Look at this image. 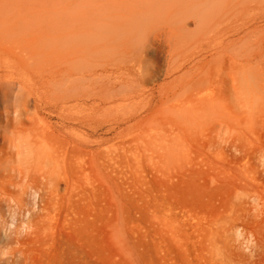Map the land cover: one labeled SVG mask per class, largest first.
<instances>
[{
  "label": "rangeland",
  "instance_id": "rangeland-1",
  "mask_svg": "<svg viewBox=\"0 0 264 264\" xmlns=\"http://www.w3.org/2000/svg\"><path fill=\"white\" fill-rule=\"evenodd\" d=\"M14 2L16 15L20 3L46 6ZM208 10L225 17L200 30L191 10L193 33L183 38L170 22L143 18L139 73L132 50L108 55L92 41L94 76L70 65L78 64L75 20L55 51L38 36L57 31L54 24L0 21V121L21 139L15 109L22 104L25 126L33 122L51 151L50 180L31 183L19 173L20 155L0 139V158L15 165L9 177L0 166V264H203L201 229L226 212L240 217L244 248L264 236V0ZM20 55L45 57L25 65ZM235 56L237 70L253 79H241L237 94ZM87 83L92 91L81 88ZM3 88L17 99L4 102ZM255 248L247 264H264V243Z\"/></svg>",
  "mask_w": 264,
  "mask_h": 264
},
{
  "label": "bare ground",
  "instance_id": "bare-ground-1",
  "mask_svg": "<svg viewBox=\"0 0 264 264\" xmlns=\"http://www.w3.org/2000/svg\"><path fill=\"white\" fill-rule=\"evenodd\" d=\"M225 1L226 0H185V2H180L179 0H67L65 2V0H59V1L38 0L40 4L46 5V6H42L44 9H41L42 8L41 5L40 8H37V6L35 7L27 4L18 3L19 15H16L18 11L16 10V6L14 4L16 2H14V0H0V21L10 26L12 20L15 21V19H17V16L20 17L19 19H21V17L23 16L24 18H27L31 24L40 26L39 28L45 26V24L47 23L49 25L54 24V29H58L57 31L44 30L38 35L40 38L38 39L41 40L44 46L49 47L50 49L55 51L56 49H58V47H61V49L62 47L64 48L65 44L68 43L69 37L68 35H65L63 31L65 29L64 26L67 27V24H70L71 20H72L71 23H73V20H75L78 29L74 42L77 43V45L74 44L73 46L74 47L76 46L75 52L76 55H78V64L74 63V61L77 60L75 58L73 62L71 61L72 63H74V65L70 63L69 64L73 67L77 66L79 68L81 76L82 75L94 76L95 74L96 69L94 63L97 61V57L93 55V53L96 50V46L93 44L96 41L101 44V47H103L101 51L106 52L108 55H123L126 54L128 50L130 51L132 50L134 56H136L137 60H139L138 69L135 68L137 69L136 72L139 73L141 66L140 61H142L141 58H143L144 46L146 41L141 25L142 24L141 21L143 20V18L151 19L155 21H160V20L168 21L173 26V31H174L173 34L176 35V37L178 38H183L193 33L191 30L188 29V22L190 19V16H188V14L190 13L189 11L191 10L194 11L192 15L197 19L198 29L202 30L204 27L209 25V23L216 22L218 20H223L225 14H221V13L212 14L209 12L208 8L209 6H214L219 3H223ZM31 4L33 3L31 2ZM59 5L62 7L63 10H65L66 13L63 12L65 13L64 15L61 14V12L59 11V9H61V7L59 8ZM15 16L16 18L14 19ZM73 24L70 25L75 26V24L74 25ZM25 25L26 24L24 23V27ZM11 27L12 26H10V28ZM73 32L75 33L74 30ZM221 34L222 31L218 30L217 35L220 37ZM57 51L59 52V50ZM46 52H48V50ZM42 56L43 55H20L19 57H21L20 62L22 61L24 63L28 62V64L30 65L31 61L36 59L38 60V57H42ZM69 56H73V55H69ZM43 57H45V55ZM236 65H237V57L235 56L234 59L232 60V72H231V77H232L231 86L233 87L235 94H237L238 92V87L241 79H244L247 82H253V79L248 74H243L242 72L238 71ZM78 68L76 70H78ZM128 69L127 70L122 69L120 73L126 75L127 80L125 82H132L133 75ZM137 76L140 78L141 74L135 75L134 78H136ZM180 83L189 87V84L183 81L182 78L180 79ZM11 87L13 86H9V88ZM81 88L85 91H92L93 89L88 85V83L82 85ZM2 91L4 95L3 97L4 102H8L12 99L13 100L17 99V95L13 97L12 95H10L8 90H4L3 88L1 92ZM13 91L11 90V92ZM234 97L232 98V100L233 101L235 100L236 102L238 98L237 96L235 98ZM20 100H22V98ZM21 103H23V101ZM6 104L7 103H5V105ZM21 105L19 106L18 104L16 106L15 119L17 123L23 126V129L26 131V135H22L21 139L18 137L19 138L18 140L9 137L8 134L9 131L6 130L7 124H9V122L3 120L5 124L4 123L2 124L1 122L2 118H1L0 139L7 140L8 141L7 146H9V149H14L16 153L20 155L22 162L19 163L21 167L19 169V173L22 174L21 175L23 176L22 178H26L31 183L37 182L39 178H44L48 180L49 178H51L49 174L50 173L49 163L51 160L50 159L51 156L49 155V152L51 151H48L50 149L48 147L46 136L44 135V133H40V134L37 133V129L33 122H31L29 126L28 125L27 127L25 126L23 120L24 111ZM12 132L14 133V131ZM11 134L12 133L10 132V135ZM167 150L169 154L173 153V147H169L167 148ZM0 151L2 152L1 145H0ZM0 166L1 169L3 168V170L6 172L7 174L6 176L8 177L10 175L8 173L15 169V165L6 158H0ZM244 194L246 193L243 192V194H239V193L237 194L238 195L237 199L239 200L240 203H241V199L244 198V196H242ZM262 211L264 212V210ZM253 213L255 214L256 212ZM250 216L252 217L253 215L251 214ZM260 216H263V214H261ZM235 218L232 216L230 212H226L222 214H216L212 216L210 219H208V221L206 220L207 221L205 222L206 224L201 229V233L203 235L202 237L205 239L204 242L205 249L202 250H205L206 253L205 252L204 253L207 255L205 256V258L203 257L204 258L203 264H247L250 256H252L250 255V253L247 252L249 251V248L254 250L255 246H260L262 243H264V236H262V234L261 235L259 234L261 237L256 236L257 238H255L254 240L255 242H253L254 243L253 246L251 243L252 241L249 242L248 241L249 238H248V240L245 241L246 247L244 248L243 245H241V242L243 241L242 237H241L242 241L238 240L239 236H242L240 234L242 232L238 233L239 230L237 229V227L239 228V226H237L238 220L236 221L238 216L236 219ZM257 231L258 230H256V232ZM202 237L200 236V239H202ZM202 244L200 245L202 246ZM255 249L257 250V248ZM259 256H261V254ZM253 257L255 256L253 255ZM260 258H262V256ZM250 260L252 259L250 258Z\"/></svg>",
  "mask_w": 264,
  "mask_h": 264
}]
</instances>
